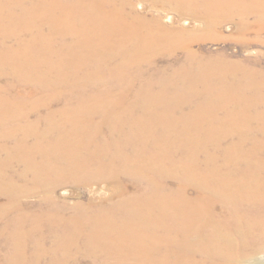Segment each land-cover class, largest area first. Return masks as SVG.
<instances>
[{
	"label": "bare ground",
	"instance_id": "6f19581e",
	"mask_svg": "<svg viewBox=\"0 0 264 264\" xmlns=\"http://www.w3.org/2000/svg\"><path fill=\"white\" fill-rule=\"evenodd\" d=\"M138 8L0 0V264H262L264 70L192 45L249 41L264 0ZM102 179L103 204L54 195Z\"/></svg>",
	"mask_w": 264,
	"mask_h": 264
},
{
	"label": "rangeland",
	"instance_id": "374dc122",
	"mask_svg": "<svg viewBox=\"0 0 264 264\" xmlns=\"http://www.w3.org/2000/svg\"><path fill=\"white\" fill-rule=\"evenodd\" d=\"M139 1L128 0V9L131 13L137 14L139 12ZM149 6V10L153 9L152 5ZM249 20L253 22L257 20V16L250 17ZM190 26L199 27V25H194V20ZM238 35L237 22L227 21L223 24V27L221 26L219 29L209 32L205 38L195 40L192 47L200 55H222L228 59L243 61L249 67L264 70V27H260L258 22L257 24H252V27L245 35L249 41L243 38L240 40ZM9 43L12 42L9 41ZM182 58L183 52L179 50L175 55L157 59L164 66L176 63L177 60H181ZM121 181L128 184L127 190L129 192L135 190L128 178L123 177ZM117 185L118 182L103 179L79 185L66 182L56 189L54 195L57 199L66 200L71 204L77 201H81L84 204H88L91 201L103 204L113 196ZM37 199V197H33L30 200L36 201ZM259 255L262 264H264V250ZM85 262L90 264L89 261Z\"/></svg>",
	"mask_w": 264,
	"mask_h": 264
}]
</instances>
